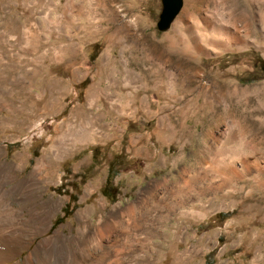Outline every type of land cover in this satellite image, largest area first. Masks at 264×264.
Returning a JSON list of instances; mask_svg holds the SVG:
<instances>
[{
    "label": "rangeland",
    "instance_id": "374dc122",
    "mask_svg": "<svg viewBox=\"0 0 264 264\" xmlns=\"http://www.w3.org/2000/svg\"><path fill=\"white\" fill-rule=\"evenodd\" d=\"M88 1L28 0V49L17 56V45L0 43L2 160L22 154L20 179L44 152L66 154L52 159L58 172L41 190L68 199L48 234L74 229L75 211L97 200L109 211L157 183L166 200L181 196L158 241L182 252L180 264H264V0H183L164 32L160 0H108L118 16L101 20L95 7L92 18L93 5L85 17L102 31L75 33ZM212 79L260 88L225 93ZM167 82L173 97L157 99Z\"/></svg>",
    "mask_w": 264,
    "mask_h": 264
},
{
    "label": "bare ground",
    "instance_id": "6f19581e",
    "mask_svg": "<svg viewBox=\"0 0 264 264\" xmlns=\"http://www.w3.org/2000/svg\"><path fill=\"white\" fill-rule=\"evenodd\" d=\"M27 1L0 0V29L3 30L0 33V43L4 48L17 45V56L24 55L29 47V31L26 27ZM92 1L81 5L80 10L76 12L79 23L74 26L75 33L93 35L102 31L92 19L85 17V10L93 5L94 8L90 11L93 13L92 18L96 17L95 7L100 11L101 20L118 16L108 0H95L94 4ZM40 19L37 18L33 27L36 50L41 45ZM13 20L19 22L16 36L10 35V31L14 30ZM107 60L108 56L104 52L98 60V65L105 64ZM179 80L176 79L173 84ZM167 85L165 93L155 89L157 99L163 94L173 97L170 83L167 82ZM211 85L225 93H246L258 91L260 88V85L241 88L238 85L220 84L213 79ZM206 87L202 85L201 88L206 92ZM4 93L0 87V97ZM139 102L146 103V98L140 99ZM153 103L159 105L157 101ZM3 108L4 104L0 99V111ZM113 129L111 126L108 130ZM168 131L172 132L170 128ZM107 136L108 133H103L101 137ZM89 140L93 141L92 138ZM51 152L54 155L44 152L40 159L35 161L26 178L16 179L17 173L24 169L26 163L22 154L17 157L16 163H9L2 160L6 150L0 149V264H162L168 257L171 264L182 263L181 251L177 252L158 242L159 239L166 241L167 235L163 229L170 216L181 207V196L180 193L166 195V200L165 192L157 183L148 184L143 191L137 193L131 203L123 207L117 204L109 211L105 210L103 200H97L95 205L75 211L74 229L69 223L48 234L54 217L68 200L54 197L52 194L44 197L42 194L43 184L50 185L49 180L58 172L52 159L63 160L66 157V154L55 155V148ZM246 166L241 163L240 171H245ZM95 190L94 186L88 185L84 197L90 196ZM84 197L81 201H85Z\"/></svg>",
    "mask_w": 264,
    "mask_h": 264
},
{
    "label": "water",
    "instance_id": "95a60500",
    "mask_svg": "<svg viewBox=\"0 0 264 264\" xmlns=\"http://www.w3.org/2000/svg\"><path fill=\"white\" fill-rule=\"evenodd\" d=\"M161 11L156 21V29L164 32L170 28L173 20L180 13L183 7V0H160Z\"/></svg>",
    "mask_w": 264,
    "mask_h": 264
},
{
    "label": "trees",
    "instance_id": "16d2710c",
    "mask_svg": "<svg viewBox=\"0 0 264 264\" xmlns=\"http://www.w3.org/2000/svg\"><path fill=\"white\" fill-rule=\"evenodd\" d=\"M111 175H113V173H111ZM104 194V191L102 192V195ZM104 196V195H103ZM106 197V196H104ZM227 214H219L220 217H225Z\"/></svg>",
    "mask_w": 264,
    "mask_h": 264
}]
</instances>
